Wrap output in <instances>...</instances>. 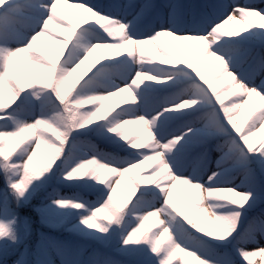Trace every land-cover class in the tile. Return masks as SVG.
Segmentation results:
<instances>
[{
  "label": "snow or ice",
  "instance_id": "1",
  "mask_svg": "<svg viewBox=\"0 0 264 264\" xmlns=\"http://www.w3.org/2000/svg\"><path fill=\"white\" fill-rule=\"evenodd\" d=\"M69 7L75 21L60 11ZM169 40L182 52L183 42L195 44V62L185 63ZM98 49L108 55L90 60ZM208 59L218 62L211 81L200 71ZM82 65L94 70L80 83L73 77ZM124 93L125 106L118 101V110L101 115L106 100ZM252 97L259 102L242 130L233 116ZM259 129L264 0H0V264L264 259ZM178 185L196 194L191 215L174 203ZM22 209L77 240L38 233L33 242ZM206 216L210 230L200 225Z\"/></svg>",
  "mask_w": 264,
  "mask_h": 264
},
{
  "label": "rangeland",
  "instance_id": "2",
  "mask_svg": "<svg viewBox=\"0 0 264 264\" xmlns=\"http://www.w3.org/2000/svg\"><path fill=\"white\" fill-rule=\"evenodd\" d=\"M137 2H138V0H137ZM157 2H159V0H157ZM67 3L70 4L71 0H67ZM60 11L61 12H67L68 18L72 19L73 21H75L78 18L76 10H74V9H72L70 7L67 8V9L61 8ZM233 27L239 28L238 25L228 24V25L225 26V30H228V29L233 28ZM240 27H242V25ZM58 34L60 35V37L62 39L63 38V33H59L58 32ZM164 39L168 40L169 38L165 37ZM169 43L174 46L176 54L178 56H180L185 61V63H194L195 62V60L197 58V46L195 44H193L192 42H183V43L187 44V49L182 52L180 50L179 42H174V41H170L169 40ZM37 44L43 51H45L48 54H52L51 53V49L48 47V44L43 39L37 41ZM145 47L148 49V51L151 52V54L156 58L157 61L161 60L159 58H162V57L160 56L159 52L157 51V49L153 45H146ZM101 50L102 49H98L97 52L93 53V57H91L90 60H95L96 57H105V56L108 55V50L106 51L104 56H103L102 52H100ZM123 51L127 52V49H124ZM113 56H115V53H113ZM100 62H103V59H101ZM212 62L213 61L210 62V65H208V67L205 70L200 69L202 75H204L210 81L214 79L216 71H217V65H218L217 61H214L215 64L212 63ZM160 66H167V65L160 64ZM92 70H94V68L93 69H89L87 65H82L81 69H79L78 72L76 74H74L73 79H76L77 77H82L80 79V81H79L80 83H82L83 79H86L87 76L91 74ZM76 86H78V84ZM142 86L143 85H141V87ZM223 88H224V85L222 83V84H220L217 87V91L219 93H221V94H224L225 90H223ZM122 95L127 96V93H124ZM122 95L120 97H110V99L106 100L104 102V105L101 108V115H103L105 112L110 114L114 110H118V106H117V102L118 101L120 102L119 106H125L123 104ZM234 98H235V94L234 93H233V95L228 97L229 100L230 99H234ZM258 102H259L258 98H256V97L249 98V103L246 104L243 109H241L239 112H237L233 116V118L236 120L237 124L241 126L242 130H243L244 127L247 126V123L249 122L250 116L253 114V110L255 108V105ZM227 103H228V100H225V104H227ZM97 122H99V117L97 118ZM135 127L136 126H133L131 129H129V136H131V134L134 131ZM262 136H264V129H259L258 135L255 138V143L257 144V146H258L259 140H260V138ZM138 150L139 151H144L146 149L145 148H141V149H138ZM154 164H155V162H153L152 165L149 166L146 169L143 168V167L140 168V169H137L136 171H137L138 175L143 176V175H146L147 173L151 172V167H154ZM109 179H111V176H109ZM2 190H3V182H2V178H0V191H2ZM195 196H196L195 193H192L189 190H186L183 186H179V185L177 186V188L173 192L174 203L178 207H185L186 206L185 210H186L187 214H189V215H191L192 202L195 200ZM42 199H43L42 195L41 196H37L33 200L32 206L33 207H38L39 204H40V201ZM205 211H207V208H205ZM20 214L22 216L29 215L30 222H31V225H32V230H33V242L36 240V234H38V233L46 234V233H51L53 231V232H56V233H58L60 235H72V234H70V233H68L66 231H54L52 229L44 227L40 223L39 217L36 216L34 213H29L28 211L22 209V210H20ZM210 219H211L210 216H206V217L202 218V220L200 222L201 227L206 229V230H210L212 228V225L210 223ZM152 223H153V221H149L148 222L149 225H151ZM156 230H157L156 228H152L151 229L152 232H155ZM148 235L150 236L151 232H149ZM76 240H77V238L74 236L73 241H76ZM79 243L87 245L89 242L79 241ZM162 247H163V244H162ZM110 255H115V253L112 252V253H110ZM115 256L121 257V256H119L117 254ZM121 258L125 260L124 257H121ZM253 262H254V264H264V259H262L261 257L257 256V257L253 258ZM57 264H59L58 260H57ZM172 264H193V262H192L190 256H186V255H183V254H178V256L173 259Z\"/></svg>",
  "mask_w": 264,
  "mask_h": 264
},
{
  "label": "trees",
  "instance_id": "3",
  "mask_svg": "<svg viewBox=\"0 0 264 264\" xmlns=\"http://www.w3.org/2000/svg\"><path fill=\"white\" fill-rule=\"evenodd\" d=\"M100 148L102 150H107L105 148V146H103V145H100ZM58 192L60 195H64V196H72L74 194V190L70 189V188H60V189H58ZM85 199H92V198L90 196L86 195ZM44 236L51 237V238H58L61 240H66V241H73V238H74V236H72V235H57V234L53 233V231L51 233L44 234ZM36 238H37V236H36ZM115 255H111L113 259L118 260V261H122L121 257L115 256ZM13 259H14L13 257H10L8 259V264H12Z\"/></svg>",
  "mask_w": 264,
  "mask_h": 264
},
{
  "label": "bare ground",
  "instance_id": "4",
  "mask_svg": "<svg viewBox=\"0 0 264 264\" xmlns=\"http://www.w3.org/2000/svg\"><path fill=\"white\" fill-rule=\"evenodd\" d=\"M241 25H238V27H240ZM106 49H102L100 52H102V54H103V56L105 55V53H106ZM159 59H161L162 60V58H159ZM211 61H213V60H211V59H208V60H206L203 64H201V68L200 69H202V70H205L207 67H208V65H210V62ZM212 63H214L215 64V62L213 61ZM146 83H151V81H145ZM223 85H224V88H223V90H226V86H227V81H224V83H223ZM124 97H126V96H124V95H122V98L124 99ZM111 114V113H110Z\"/></svg>",
  "mask_w": 264,
  "mask_h": 264
}]
</instances>
